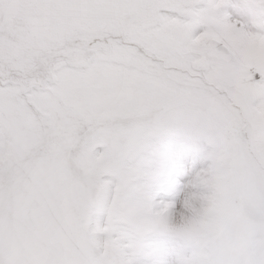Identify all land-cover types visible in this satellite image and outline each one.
<instances>
[{
  "label": "snow or ice",
  "instance_id": "6c2138e0",
  "mask_svg": "<svg viewBox=\"0 0 264 264\" xmlns=\"http://www.w3.org/2000/svg\"><path fill=\"white\" fill-rule=\"evenodd\" d=\"M0 264H264V0H0Z\"/></svg>",
  "mask_w": 264,
  "mask_h": 264
}]
</instances>
